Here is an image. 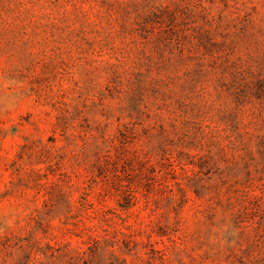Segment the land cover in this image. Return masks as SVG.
I'll return each instance as SVG.
<instances>
[{
    "label": "rangeland",
    "instance_id": "rangeland-1",
    "mask_svg": "<svg viewBox=\"0 0 264 264\" xmlns=\"http://www.w3.org/2000/svg\"><path fill=\"white\" fill-rule=\"evenodd\" d=\"M0 264H264V0H0Z\"/></svg>",
    "mask_w": 264,
    "mask_h": 264
}]
</instances>
